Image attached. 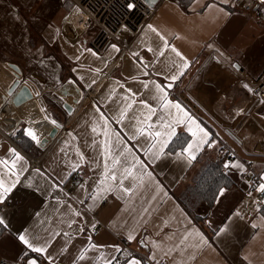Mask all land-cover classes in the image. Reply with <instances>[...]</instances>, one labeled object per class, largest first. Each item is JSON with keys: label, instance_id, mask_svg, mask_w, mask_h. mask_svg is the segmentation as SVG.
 <instances>
[{"label": "crops", "instance_id": "obj_1", "mask_svg": "<svg viewBox=\"0 0 264 264\" xmlns=\"http://www.w3.org/2000/svg\"><path fill=\"white\" fill-rule=\"evenodd\" d=\"M30 1L34 3V0H9L15 5L14 9L10 7L12 28L6 24L3 31L10 37L6 43L13 42L19 58L0 47V157L7 158L12 148L27 162L19 183L0 203V217L7 225L0 232V263L27 264L28 259L35 258L38 264H107L109 260L117 264L128 252L133 256L122 264L133 259L141 264L161 260L166 264H264V213L256 208L248 192L251 181L239 178L246 163L264 176V118L254 112L257 101L248 100L247 89L232 90L238 74L257 80L264 73V8L244 12L235 7L234 0L227 3L190 0L185 7L174 0H159L156 12L137 36L131 41L123 39L125 44L129 41L126 51L109 43L103 54H97L89 46L93 30L74 39L62 27L71 6L69 1L38 0V4L34 3L36 10ZM39 1L43 8L39 7ZM37 10L55 18L53 50L45 48L42 40L31 41V45L28 28L21 29L24 19L31 23L28 16L39 17ZM148 25L156 31L148 29ZM161 36L169 45L167 49ZM172 48L189 62L183 75L179 71L184 61ZM47 51H53L59 63L66 66L62 69L56 62L55 77L44 75L41 69ZM8 62L20 68L21 76L8 68ZM234 64L240 70L233 68ZM173 75H178V79H166ZM50 79H59L63 86L53 89ZM31 80H39L38 95ZM15 81L18 85L8 94ZM145 83L148 89L143 87ZM155 83L171 84L167 88L169 99L178 101L209 133L212 146L205 145L191 163L187 153L183 157L176 155L194 139L187 123L176 126L178 138L174 137L164 154L156 159L145 154L149 140L129 139V122L120 124L112 118L120 106L133 100L129 117L138 114L140 100L155 106L157 102L152 99L156 94ZM93 87L92 97L75 116L63 109L64 102L76 108L83 94ZM49 91L62 103L52 106L53 110L42 98ZM101 113L108 118L107 128L119 132L132 149L131 154L121 157L123 166H130L135 156L145 167L137 165L135 178L124 179L123 188L117 182L94 200L105 163L113 167L112 160L106 161L103 155L105 141L109 137L112 145L116 141L111 131L109 137L104 135ZM21 123L25 124L24 129L35 130L42 141L38 145L23 134L33 143L29 152L12 140L23 129ZM184 135L187 136L184 146L170 151L174 142L183 143ZM219 143L237 156L225 158L223 166L226 162L239 163L242 168L224 167L232 184L223 188V195L218 192L210 207L204 204L198 207L196 214L202 221L197 223L174 194L191 181L200 163L214 158ZM152 151L155 153L157 149ZM113 154L118 153L114 150ZM30 159H39V167H31ZM115 168L119 177L123 169L121 165ZM77 172L78 180L73 178ZM112 183L108 180L103 187ZM95 220L102 225L97 236L90 232ZM221 228L226 230L221 232ZM25 230L39 237L34 244L47 245L44 255L27 250L20 242L18 235ZM129 234L134 237L131 241ZM124 243L130 251L124 250ZM112 246L121 251L116 252ZM25 251L28 256L21 259Z\"/></svg>", "mask_w": 264, "mask_h": 264}, {"label": "snow or ice", "instance_id": "obj_2", "mask_svg": "<svg viewBox=\"0 0 264 264\" xmlns=\"http://www.w3.org/2000/svg\"><path fill=\"white\" fill-rule=\"evenodd\" d=\"M222 2L227 3L228 0H222ZM261 3H264V0H261ZM128 8L132 9L134 8V4L129 3ZM78 11V10H77ZM223 11V9H221ZM148 29L155 32L156 29L153 28L152 25H148ZM159 35V33H157ZM161 40H164V37H160ZM169 47L166 40H164V48L167 49ZM113 48L116 51H119L118 48H116L115 45H113ZM150 51L152 49H149ZM172 51L175 52V54L180 57L182 61H184L183 66L181 70L179 71V75H183V69H186L189 66V62L183 55L178 52L175 48H172ZM95 55V53H93ZM138 53H133V56H137ZM160 56L164 55L163 51L159 52ZM147 75V73H145ZM166 79H170L171 81H175L178 79V75H173L171 77H168ZM95 83V81H93ZM90 86V85H89ZM123 85H121L122 87ZM145 89H148V84L145 83L143 85ZM171 84L164 86L158 83L154 84L155 88V95L152 96V99L156 101V105L149 104L147 100H140V110L137 113H133L131 117H129L128 112L132 108L135 101L133 100L130 103H126L125 105H122L118 108L117 112L113 115V119L117 121V123L123 124L126 120L129 122L128 127L131 129V133L129 135V139L135 140L139 137H144L145 139L149 140V146L147 149H145V154H152L155 156L156 159H159L164 154V149L168 147L169 143L172 141L174 137L178 138V134L176 132V126L180 124H188V131L191 132L193 136V141L190 143H187V146L182 149L180 153H177L176 155L178 157H183L185 153H187V159L188 162L191 163L196 159L197 154L203 150V147L205 145L211 147L212 144L209 140V133L200 126V124L191 117L181 106V104L178 101H172L169 99L167 88H170ZM244 88L248 89L249 91H252V89L249 88L248 85H243ZM131 91V90H128ZM39 93H37L38 95ZM23 95V94H22ZM133 96H136V93L132 94ZM128 97H125V100H128ZM175 109V113H173L171 110ZM146 110V111H145ZM159 113V115H157ZM181 113L183 115H181ZM153 117L156 119L153 120ZM100 118L105 121V133L104 135L106 137H109V131L112 132V135L115 136L116 141L115 145H112L111 139H107L105 141L104 145V152L103 155L105 156V159H111L112 160V168H109L108 164L105 163V171L102 174V179L98 182V190L97 193L93 195V199H97L100 195L101 191H109L111 188L118 182V185L123 188V182L124 179H127L128 177H134V169L139 165L141 169L145 167L143 161L139 160L135 156H133V163H131L130 166H123L121 157H124L126 154H131L132 149L127 145V143L123 140L119 132H116L114 130H109L107 128L108 118L101 113ZM45 120H48L49 117L45 115ZM51 123L57 127L59 125L55 120H52ZM193 126L195 127V131H193ZM94 132L96 131V128L94 127L92 129ZM23 134L30 137L31 140L36 142L38 145L42 143L41 139L39 138L38 134L35 132V130L31 128H26L23 131ZM159 138V139H157ZM121 145L123 147L121 148ZM153 149H157L155 153H153ZM114 150L118 154H113ZM83 158V157H81ZM21 162H23L21 164ZM26 161L24 160V157L21 156L18 152H16L15 149L10 148L8 152V157H0V203L4 201L6 198V195L12 191L13 188H15L16 184L19 183V176L20 173L27 170L26 168ZM20 165L19 167H17ZM116 165H121L122 167V173L118 177L116 174ZM224 167L227 169L229 167H236V168H242V165L239 163H232L226 162ZM39 172V170H36ZM150 175V173H148ZM112 181V184H108L106 187H103L105 185L106 181ZM261 180L264 181V176H261ZM125 192L129 191V189H123ZM257 191L264 192V182L260 183L259 186L256 189ZM224 189H220V195H223ZM76 215H79V213H76ZM239 215V213H237ZM0 226L6 227L5 221L2 217H0ZM255 227V225H253ZM226 228H221V232L225 231ZM67 235V234H65ZM18 239L20 242L25 245L27 250H30L33 253H38L40 255H44L47 251V245H39L34 244V240H38L39 237L37 236H31L27 230H25L23 233L18 235ZM129 241L134 239V237L129 234L128 236ZM92 247H98L97 245H92ZM114 247L116 252L121 251L118 246H112ZM28 256V251H25L21 257L23 259L24 257ZM84 256L81 255L80 259H83ZM47 259L51 260V257H47ZM114 259V258H113ZM27 264H38L37 259L30 258L27 260ZM107 264H112V261L109 260ZM129 264H141V262L137 259H133L129 262Z\"/></svg>", "mask_w": 264, "mask_h": 264}, {"label": "built area", "instance_id": "obj_3", "mask_svg": "<svg viewBox=\"0 0 264 264\" xmlns=\"http://www.w3.org/2000/svg\"><path fill=\"white\" fill-rule=\"evenodd\" d=\"M70 3V9L65 15L62 27H66L72 37H78L93 30V38L89 42L90 48L97 54H103L109 43L115 44L120 51H126V44L134 39L144 25L151 19L156 12L159 1L150 5L145 0H67ZM134 4V8L129 9L128 4ZM234 5L244 12H252L264 8L261 0H234ZM78 10V11H77ZM129 41L125 44L123 39ZM128 45V44H127ZM248 85L252 91H248V100L257 101L253 108L254 112H259L264 118V73L257 80H252L242 74H238L237 81L232 90ZM94 87L83 94L82 99L77 102V107L72 110V117L76 115L79 108L85 104L91 97ZM246 89V88H245ZM65 129V128H64ZM63 131V128L61 129ZM8 139V138H7ZM263 153H264V134H263ZM216 161H223L225 158L237 159L233 151L225 144L219 143L218 149L214 156ZM30 166L39 167V159H30ZM73 178L78 180L80 173H75ZM240 179H248L252 185L249 194L253 197V203L257 209L264 207V192H258L256 186L262 183L261 176L254 171L252 165L244 164V169L239 175ZM102 225L95 220L90 228L93 236H97ZM124 250L130 251L126 244H123ZM145 258L144 255H141ZM0 264H6L1 262ZM149 264H166L161 260Z\"/></svg>", "mask_w": 264, "mask_h": 264}, {"label": "trees", "instance_id": "obj_4", "mask_svg": "<svg viewBox=\"0 0 264 264\" xmlns=\"http://www.w3.org/2000/svg\"><path fill=\"white\" fill-rule=\"evenodd\" d=\"M181 6L185 7L190 0H174ZM30 44L32 39H29ZM32 45V44H31ZM183 143L177 144V141L170 146V151L180 149L187 141V136H183ZM181 138V137H180ZM12 140L24 151L29 152L33 143L23 135V129L12 137ZM232 184L227 176L222 161H216L215 158L200 163L191 181L184 187L180 188L174 196L181 207L192 217V219L200 223L202 218L196 214V210L201 204L210 207L220 191V189L228 188ZM264 213V207L261 208ZM2 226H0V232ZM124 257H120L117 264H122L127 258L133 256L125 252Z\"/></svg>", "mask_w": 264, "mask_h": 264}, {"label": "rangeland", "instance_id": "obj_5", "mask_svg": "<svg viewBox=\"0 0 264 264\" xmlns=\"http://www.w3.org/2000/svg\"><path fill=\"white\" fill-rule=\"evenodd\" d=\"M37 1L38 0H34V3L36 4ZM30 2H32L30 4L32 5V7H34L33 9H35L36 6L33 3V1H30ZM41 3L42 2L39 1V7L43 8L44 6H42ZM10 7L14 9L15 5L13 7V4H11L9 2V0H0V19H1L0 20V47L4 50L5 53H10L11 55H15L16 57H18L13 42L6 43V40H10V37H7L6 34L3 32L6 28V24L9 28H12V26H10V25H12V23L9 22L12 19L11 18L12 15L10 14L11 13ZM51 7L53 8V6H51ZM37 11L39 13L38 14L39 17L34 18L36 16H33V17L28 16L29 19H31V23H29L27 21L25 22L26 19H24V26H21V29L24 30V28H28V30H29L28 39H32V41H34L35 43L36 42L40 43V41L42 40L44 45H45V48L53 50V47H54L53 31H54V28L56 27V24L54 22L55 18L50 17L47 13L41 12L39 10H37ZM18 39H20V37H18ZM0 55H1V53H0ZM43 58L44 59L42 60V63H41V65H42L41 69H42L43 74L44 75H50L51 77H53V75H54V77H55V75L57 73V68H58V66L55 63L56 62L59 63V58L56 56V54L53 51H47ZM59 64H60V67L63 66L62 69H64V67H66L65 65H61V63H59ZM52 72H53V74H52ZM61 75H65V74L61 73ZM37 81H39V80H35V81L31 80V82L34 83L35 87H37L36 89L33 88L36 95H37V93L41 92L39 87H38L39 84L37 83ZM49 83L52 85V87H54L53 89L60 88L61 86H63V83H60L59 79H50ZM42 98L44 99L46 104H48V107L51 110H53L52 106H54V105L60 106L62 104L61 101L57 98V96L55 94H53V92H50V91L45 92L44 97H42ZM56 99L58 100V102L55 101ZM45 102H44V104H45ZM19 125L23 126V130H24V127H26L25 124H23V123H21ZM6 138H8V137H6ZM7 140L10 141L9 138Z\"/></svg>", "mask_w": 264, "mask_h": 264}, {"label": "water", "instance_id": "obj_6", "mask_svg": "<svg viewBox=\"0 0 264 264\" xmlns=\"http://www.w3.org/2000/svg\"><path fill=\"white\" fill-rule=\"evenodd\" d=\"M145 1H146L147 3H149L150 5H154V4H156L159 0H145ZM6 64H7V66H8V67H9L14 73L19 74V75L21 76L20 68H19L16 64H14V63H10V62H8V63H6ZM233 68H235V69H237V70H240L236 64L233 65ZM16 78H17V77H16ZM18 80H19V79H18ZM17 85H18V82H15L14 84H12L11 87L9 88L8 94H11L12 91L15 89V87H16ZM26 98H27V96H26ZM18 102L20 103V101H17V103H18ZM62 106H63V109H64L68 114H71V113H72L73 108H72V106H70L68 103L64 102Z\"/></svg>", "mask_w": 264, "mask_h": 264}, {"label": "bare ground", "instance_id": "obj_7", "mask_svg": "<svg viewBox=\"0 0 264 264\" xmlns=\"http://www.w3.org/2000/svg\"><path fill=\"white\" fill-rule=\"evenodd\" d=\"M15 82H18V81H15Z\"/></svg>", "mask_w": 264, "mask_h": 264}]
</instances>
